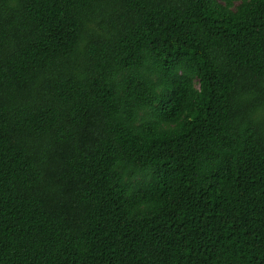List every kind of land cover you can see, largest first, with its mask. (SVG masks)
Here are the masks:
<instances>
[{
	"label": "trees",
	"instance_id": "1",
	"mask_svg": "<svg viewBox=\"0 0 264 264\" xmlns=\"http://www.w3.org/2000/svg\"><path fill=\"white\" fill-rule=\"evenodd\" d=\"M0 264H264V0H0Z\"/></svg>",
	"mask_w": 264,
	"mask_h": 264
}]
</instances>
